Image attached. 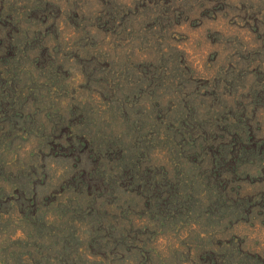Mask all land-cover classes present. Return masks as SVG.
Instances as JSON below:
<instances>
[{
  "label": "rangeland",
  "instance_id": "obj_1",
  "mask_svg": "<svg viewBox=\"0 0 264 264\" xmlns=\"http://www.w3.org/2000/svg\"><path fill=\"white\" fill-rule=\"evenodd\" d=\"M0 264H264V0H0Z\"/></svg>",
  "mask_w": 264,
  "mask_h": 264
}]
</instances>
